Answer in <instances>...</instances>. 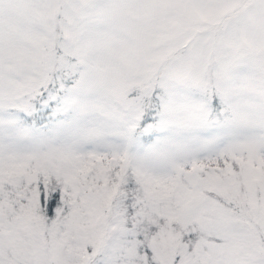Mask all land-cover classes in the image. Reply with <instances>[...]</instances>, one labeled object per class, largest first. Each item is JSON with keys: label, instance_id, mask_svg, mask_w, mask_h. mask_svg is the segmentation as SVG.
I'll list each match as a JSON object with an SVG mask.
<instances>
[{"label": "snow or ice", "instance_id": "obj_1", "mask_svg": "<svg viewBox=\"0 0 264 264\" xmlns=\"http://www.w3.org/2000/svg\"><path fill=\"white\" fill-rule=\"evenodd\" d=\"M0 264H264V0H0Z\"/></svg>", "mask_w": 264, "mask_h": 264}]
</instances>
